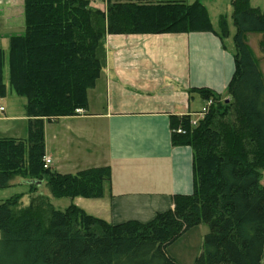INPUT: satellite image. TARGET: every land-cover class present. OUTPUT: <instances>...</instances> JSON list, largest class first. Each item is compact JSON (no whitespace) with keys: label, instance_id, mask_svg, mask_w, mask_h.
<instances>
[{"label":"trees","instance_id":"1","mask_svg":"<svg viewBox=\"0 0 264 264\" xmlns=\"http://www.w3.org/2000/svg\"><path fill=\"white\" fill-rule=\"evenodd\" d=\"M235 71L202 118L173 119L175 145L193 154V193L173 197V209L147 223L111 225L74 204L55 209L38 192L43 182L54 199H97L110 187L108 167L61 175L44 168L43 125L86 110L87 91L105 67L106 35L209 32L229 36L226 16L212 26L195 0H24V33L9 39L8 84L25 99L26 139L0 138V190L14 179L23 194L0 201V264H177L166 252L199 224L209 231L193 264H260L264 248V82L247 34H264V10L231 0ZM4 54L0 48V99ZM37 182V184H34ZM14 258V259H13ZM9 262V263H8Z\"/></svg>","mask_w":264,"mask_h":264},{"label":"crops","instance_id":"2","mask_svg":"<svg viewBox=\"0 0 264 264\" xmlns=\"http://www.w3.org/2000/svg\"><path fill=\"white\" fill-rule=\"evenodd\" d=\"M226 18L230 33L222 41L209 32L105 36V67L87 91L86 110L43 125L44 157L50 160L51 172L74 175L110 169V187L101 198L67 199L66 207L74 204L111 225L147 224L173 209L174 196L193 193L192 150L173 144L179 127L172 124L180 117L200 119L206 106L200 90L227 97L235 71V29ZM217 25L212 23L215 30ZM24 29V0H0L3 54L2 45L9 46L10 37L22 35ZM250 35L245 41L264 82V34H257L258 54L247 42ZM0 109V138L26 139L25 112L16 115ZM18 123H25L26 131L21 130L25 138L14 135ZM170 246L167 255L180 264L169 255ZM260 264H264V248Z\"/></svg>","mask_w":264,"mask_h":264},{"label":"rangeland","instance_id":"3","mask_svg":"<svg viewBox=\"0 0 264 264\" xmlns=\"http://www.w3.org/2000/svg\"><path fill=\"white\" fill-rule=\"evenodd\" d=\"M114 1V0H111ZM186 3H192L195 0H185ZM231 0H200V2L206 7L210 18L212 20L213 25L216 27L218 17L219 16H227L228 18L231 15V7H230ZM92 7H98L101 9H106V2L107 0H90ZM250 5L253 8H257L259 10H264V0H250ZM230 30L233 32V28L230 25ZM257 34H251L247 38L248 44L251 46L252 50L259 52V39ZM227 42V41H226ZM4 50V65H3V77L5 80V84L7 86L8 95L4 99H0V106L6 109V111H12L16 115L22 114L24 112V103L25 100L23 98L17 97L12 90L9 88L7 82V47L6 44L2 45ZM263 70H264V61H263ZM12 97V98H11ZM224 99V98H223ZM22 125V126H21ZM26 131L25 123L20 124L18 123L17 131L14 133L15 136H22L20 138L26 137L25 134L21 135L23 131ZM7 136H13L7 135ZM262 183H264V174L262 177ZM38 192L44 196L49 197L50 201L52 202V206L57 210H64L66 208V204L68 203L67 199L57 200L51 197L45 182L41 184L38 188ZM23 194V197L20 201L21 207H26L29 204V184L24 183L21 179H14L12 182V186L7 189L0 190V201H5L13 196ZM86 201V200H83ZM86 208V207H85ZM209 231L207 225L199 224L191 229H188L184 232L175 242L171 244L168 248V253L171 257H174L180 264H193L196 256L200 253L202 240L205 234ZM14 259V258H13ZM9 263V262H8ZM11 264H18V263H11Z\"/></svg>","mask_w":264,"mask_h":264},{"label":"built area","instance_id":"4","mask_svg":"<svg viewBox=\"0 0 264 264\" xmlns=\"http://www.w3.org/2000/svg\"><path fill=\"white\" fill-rule=\"evenodd\" d=\"M210 105H212V100H207L206 101V106L200 112V118L203 117V115L206 113V111L208 110V108L210 107ZM0 110H2V109H0ZM75 113L76 114H80L81 111L80 110H77ZM197 122H198V120H193V121H190V124H191V126H195ZM176 132L178 134H184L185 133V131H183V129H181V128L177 129ZM42 161H43L44 168H48L49 165H50V160L47 159V158H45V157H43V160Z\"/></svg>","mask_w":264,"mask_h":264},{"label":"water","instance_id":"5","mask_svg":"<svg viewBox=\"0 0 264 264\" xmlns=\"http://www.w3.org/2000/svg\"><path fill=\"white\" fill-rule=\"evenodd\" d=\"M34 184H37V182H34Z\"/></svg>","mask_w":264,"mask_h":264}]
</instances>
